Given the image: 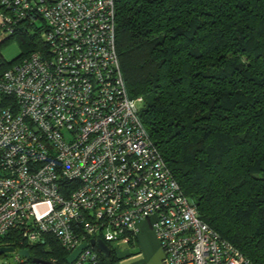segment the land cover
<instances>
[{
	"label": "built area",
	"instance_id": "1",
	"mask_svg": "<svg viewBox=\"0 0 264 264\" xmlns=\"http://www.w3.org/2000/svg\"><path fill=\"white\" fill-rule=\"evenodd\" d=\"M25 23L43 42L0 73V238H52L68 255L85 243L68 264H103L91 239L132 246L147 221L162 264H254L199 217L145 128L117 52L115 0H0L1 33ZM41 202L50 210L37 217ZM21 249L17 264H37Z\"/></svg>",
	"mask_w": 264,
	"mask_h": 264
},
{
	"label": "trees",
	"instance_id": "2",
	"mask_svg": "<svg viewBox=\"0 0 264 264\" xmlns=\"http://www.w3.org/2000/svg\"><path fill=\"white\" fill-rule=\"evenodd\" d=\"M115 15L128 93L142 96L141 120L183 193L221 238L264 264V0H115ZM12 41L20 52L0 73L43 42L26 23L0 48ZM0 245L68 264L52 238L29 245L10 233ZM116 262L110 250L103 264Z\"/></svg>",
	"mask_w": 264,
	"mask_h": 264
},
{
	"label": "rangeland",
	"instance_id": "3",
	"mask_svg": "<svg viewBox=\"0 0 264 264\" xmlns=\"http://www.w3.org/2000/svg\"><path fill=\"white\" fill-rule=\"evenodd\" d=\"M39 23H41V21L38 20L37 25H39ZM2 51H4V54L7 57V59H12L16 55H18L19 48L16 42L12 41L8 43L5 47H3ZM138 106L141 109L144 106V102L139 103ZM34 210H35V215L37 217H41L49 212L50 205L48 202H41L35 206ZM143 222L148 224L147 221H143ZM154 233H155L154 231L153 233L152 232L151 233L149 232L140 233V243L137 245L136 243L132 246L127 245V244H120L119 246H116V245H113L112 243L109 245L110 247H113V246L114 248L117 247L116 248L117 258L123 255H126V254L129 257L137 253L138 258L135 259L137 260V264H162L163 252L160 247L159 239L157 235L155 234V237L157 239V243H156ZM15 256L16 254L13 252L5 253L4 256L0 257V264H17L14 261Z\"/></svg>",
	"mask_w": 264,
	"mask_h": 264
},
{
	"label": "water",
	"instance_id": "4",
	"mask_svg": "<svg viewBox=\"0 0 264 264\" xmlns=\"http://www.w3.org/2000/svg\"><path fill=\"white\" fill-rule=\"evenodd\" d=\"M90 243L95 246L98 250H100L104 257H107L109 256V253H110V249H109V246L104 242L102 241L101 239H91L90 240ZM87 244L83 243L81 244L80 246H78L76 249H74L66 258V261L67 263H71L73 262L77 255L80 253V251L86 247ZM14 250V247H11V246H1L0 247V255L2 254H5L7 252H12ZM18 253L26 258H29L30 256V253L28 250L26 249H21V250H18ZM34 263H42V264H51L49 261H46V260H43V259H39V258H35L33 260Z\"/></svg>",
	"mask_w": 264,
	"mask_h": 264
},
{
	"label": "crops",
	"instance_id": "5",
	"mask_svg": "<svg viewBox=\"0 0 264 264\" xmlns=\"http://www.w3.org/2000/svg\"><path fill=\"white\" fill-rule=\"evenodd\" d=\"M4 38V34L0 33V42L3 40ZM17 44V43H16ZM18 45V44H17ZM19 48V46H18ZM3 48H0V66L2 63L4 62H10L12 61L14 58L12 59H7V57L4 54V51H2ZM20 52V49H19ZM19 54V53H18ZM137 234H136V245L140 243V233L142 232H149V233H153V231L151 230V228H149V225L146 224L145 222H138L137 225ZM154 237H155V233H154ZM139 239V241H138ZM156 243H157V239L155 237ZM158 245V244H157ZM137 256V257H136ZM136 258H138V254H134L128 257V255H123L121 257L118 258V262H116L115 264H137V260H135Z\"/></svg>",
	"mask_w": 264,
	"mask_h": 264
}]
</instances>
